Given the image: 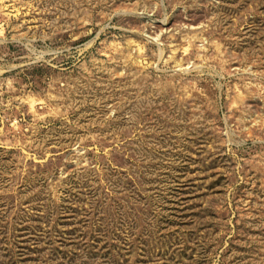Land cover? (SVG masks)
Listing matches in <instances>:
<instances>
[{
	"label": "rangeland",
	"instance_id": "obj_1",
	"mask_svg": "<svg viewBox=\"0 0 264 264\" xmlns=\"http://www.w3.org/2000/svg\"><path fill=\"white\" fill-rule=\"evenodd\" d=\"M0 264H264V0H0Z\"/></svg>",
	"mask_w": 264,
	"mask_h": 264
}]
</instances>
